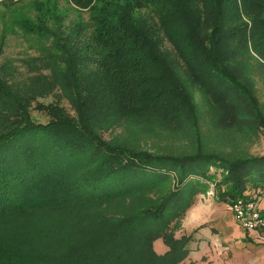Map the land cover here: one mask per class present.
<instances>
[{
    "label": "trees",
    "instance_id": "16d2710c",
    "mask_svg": "<svg viewBox=\"0 0 264 264\" xmlns=\"http://www.w3.org/2000/svg\"><path fill=\"white\" fill-rule=\"evenodd\" d=\"M71 1L93 10L89 41L29 26L56 39L55 59L24 80L0 64V264H179L192 239L176 235L197 193L192 173L203 182L221 172L226 203L264 182V155L208 148L190 90L218 129H264L249 73L264 75V0ZM56 84L75 114L50 103L49 121L36 122L33 101ZM117 126L125 131L102 136ZM179 128V151L142 147Z\"/></svg>",
    "mask_w": 264,
    "mask_h": 264
},
{
    "label": "rangeland",
    "instance_id": "374dc122",
    "mask_svg": "<svg viewBox=\"0 0 264 264\" xmlns=\"http://www.w3.org/2000/svg\"><path fill=\"white\" fill-rule=\"evenodd\" d=\"M139 13L142 16L150 17L151 8H143ZM92 15V9L80 8L71 0H0V46H2L0 64L8 67L12 77L11 79L24 80L28 74L38 72L39 66L43 63L41 59H46L48 61L49 58L54 57V60V54L57 52L54 48L56 39L50 36V34L44 36L37 34L35 31L32 32L28 29L29 26L35 30L42 27L43 32H45V28L48 27V29H53L62 36H67V38L69 36H74L77 40L80 39L82 41V39L86 38L87 41H89V37L94 29L91 18ZM81 27H83V29ZM165 46L170 48L168 42H165ZM44 71H46V69H44ZM249 73L252 77L255 94L261 106L264 108V75L262 69L259 70V68L254 66ZM190 90L197 103L199 113L203 116L201 131L208 139V148L220 150L228 157H237L245 154L264 155V129L261 128L257 131L255 136L253 135L251 137L245 136L251 131L249 127L247 128L248 130L242 129V131L239 128L230 129L231 127L218 129L211 123L210 112L206 102L203 100L204 97L202 93L198 89L192 88ZM50 103H59V105L66 108L71 114H75L70 100L64 95L60 86L56 84L53 88H50L47 93L38 96L33 101L31 116L36 122L46 123L49 121L50 115L43 106ZM124 131V127H112L102 131V136L105 139H110ZM228 131L236 133V135L229 139ZM183 132L184 131L179 128V131L173 133L174 135L164 133L159 136H145L141 142L142 147L148 149L152 147L159 151H179L188 143V138H186L187 136H185ZM215 169V167L210 169L208 174L214 178V180L208 178L203 179V182H201L194 173H192L193 176L192 174L189 176L187 182L192 183V185L198 189L194 190L197 193L193 196L192 203L201 200L199 198L202 196V200L206 201V199H208V189L210 186L216 193L217 185L215 183L218 182L223 175L221 172H215ZM170 174V180L172 184H175L179 179V173L171 172ZM248 183L251 187H253L252 185L257 186L255 183ZM253 188L255 189V187ZM259 188L261 191H264V182L259 184ZM262 206L264 205L262 204ZM185 212L181 215L179 223L182 222ZM177 220L178 219L175 218L172 224ZM207 226L208 223L204 225V227ZM200 227L192 231L191 229L184 230L181 223V227L176 230V235L177 237L192 235V241ZM157 239L154 241L155 247H157L158 244H164L162 237ZM187 247L189 248V243ZM167 249L168 247L166 246V250ZM207 258V256H204L201 259V264H207ZM179 264H196V261H190L186 256Z\"/></svg>",
    "mask_w": 264,
    "mask_h": 264
},
{
    "label": "crops",
    "instance_id": "0c3cea01",
    "mask_svg": "<svg viewBox=\"0 0 264 264\" xmlns=\"http://www.w3.org/2000/svg\"><path fill=\"white\" fill-rule=\"evenodd\" d=\"M199 199L186 210L181 222L184 230L201 226L194 240L189 241V260L201 264V259L207 256V264H264V230L248 231L241 227L230 204L217 200L211 186L208 199L203 201V196ZM206 223L208 226L204 227ZM166 246L165 242L157 247L154 243L161 254L169 249Z\"/></svg>",
    "mask_w": 264,
    "mask_h": 264
},
{
    "label": "built area",
    "instance_id": "2783aa9c",
    "mask_svg": "<svg viewBox=\"0 0 264 264\" xmlns=\"http://www.w3.org/2000/svg\"><path fill=\"white\" fill-rule=\"evenodd\" d=\"M264 191L255 188L245 196L233 199L229 204L237 222L248 231L264 230Z\"/></svg>",
    "mask_w": 264,
    "mask_h": 264
}]
</instances>
